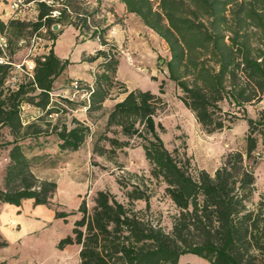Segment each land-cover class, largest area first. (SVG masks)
Listing matches in <instances>:
<instances>
[{
  "label": "trees",
  "instance_id": "obj_1",
  "mask_svg": "<svg viewBox=\"0 0 264 264\" xmlns=\"http://www.w3.org/2000/svg\"><path fill=\"white\" fill-rule=\"evenodd\" d=\"M22 1L33 3L35 18L0 22V31L11 29L9 44L40 28L54 41L61 31L51 30L56 23L76 31L75 43L87 35L108 48L81 59L100 60L91 84L69 78L61 82L66 95L51 94L54 79L71 64L67 58L60 59L52 46L34 57L30 71L15 82L10 80L11 61L0 62V149L6 150L8 160L0 203L18 206L31 199L33 205H50L56 184L33 174V158L25 154L24 141L50 137L55 149L64 153L76 151L86 138L95 136L91 153L109 157L137 135L143 139L140 146L151 176L163 185V194L175 208L169 227L153 222L146 213L148 196L137 186L124 189L125 202L96 190L90 208L81 199L74 210L54 209V218L79 214L70 233L59 238L55 247L77 245L78 264H177L185 254L208 264H264V196L253 199L252 172L257 160L264 162V0H118L125 13L136 16L164 42L166 79L206 133L228 129L238 119L246 123L242 148L223 155L212 175L200 170L195 177L177 164L156 133L160 125L153 115L163 104L159 96L163 82L153 93L128 90L117 79L118 56L104 37L111 23L101 26L103 16L94 20L101 0H94V6L84 0ZM72 81L75 88L70 86ZM114 88L120 91L113 94ZM75 94L86 95L85 101L74 102ZM119 94L122 98L107 111L101 132L94 134L71 114L81 108L88 117L91 112L102 114L103 101ZM24 105L34 108L35 114L23 118ZM256 105L260 108L255 117H248L246 106ZM111 127L124 139L108 136ZM45 146L46 151L52 144ZM138 199L144 201L143 210L133 209ZM5 246L0 237V247Z\"/></svg>",
  "mask_w": 264,
  "mask_h": 264
},
{
  "label": "rangeland",
  "instance_id": "obj_2",
  "mask_svg": "<svg viewBox=\"0 0 264 264\" xmlns=\"http://www.w3.org/2000/svg\"><path fill=\"white\" fill-rule=\"evenodd\" d=\"M2 1L6 4L11 18H18L25 22L34 21L36 12L33 3H23L22 0ZM84 1L90 6L95 5L94 0ZM100 16L104 17L101 26L111 23L107 32L104 33V37L106 42L115 48L118 56L116 77L124 84V87L128 90H149L157 93L159 82H163V93L159 95L163 104L155 110L153 121L160 125L155 130L164 148L191 177H195L200 170L212 175L220 165L223 155L242 148L246 129L245 121L238 119L228 129L206 133L176 98L177 91L173 83L166 79L162 63L167 58L168 52L164 42L152 31L143 28L136 16L123 13L117 5V0H101L94 20H99ZM54 25L57 28L53 29ZM58 28L62 29L63 27L56 23L51 25L52 31ZM9 32L11 29L6 27L0 31V57L3 60L11 61L13 76L10 80L15 82L24 74V71H30L28 66L30 63L31 66L33 65V58L44 54L49 46L53 47L54 41L50 39L47 32L40 28L37 33L24 39H11L9 44L7 41ZM83 37H79L81 42L69 46L66 56L71 64L61 76L68 74L75 76L86 65L84 74H88L90 70L94 72L95 64L100 59L91 63L81 61V59L92 56L98 48H108L107 45H99L95 39H87V35ZM57 46L59 45L54 44L56 50H58ZM80 49L82 52L79 55ZM61 76L54 79L52 95L67 94V90H63L61 83L63 77ZM117 91L119 92L120 89L114 88L112 93ZM71 98L74 102L85 101L84 97L77 96V94ZM114 99L111 96L108 103ZM107 104L102 108V114L97 111L91 112L90 117L85 114L86 121L82 119L81 114L84 111L82 108L71 114L77 120L88 125L95 134L103 129L105 115L108 111ZM259 108L260 105L246 106V115L254 118ZM35 112L31 106L24 105L23 118L32 116ZM113 130H115L114 127H111L107 135L124 139L119 132L113 133ZM1 132L5 133V129H2ZM94 137L86 138L76 151L64 153L55 149L54 140L50 137L45 139L40 136L30 139L29 142L24 141L25 154L33 158L31 168L33 174L39 179L52 180L58 186V190L56 186L53 193L54 201H50V205L45 206L53 210H63V208H73L83 199L87 208H90L96 190H105L112 194L117 201L125 202L124 189L135 185L148 196L149 208L146 213L150 214L153 222L157 220L161 226L167 229L169 218L175 208L163 194V185L157 183L149 172V165L140 146L143 139L137 135L130 137L127 139V146L116 149L115 154L108 157V155L97 156L91 153ZM5 139L8 137L5 136ZM47 144H52V146L45 151ZM103 144L108 147L106 143ZM7 161L6 150L0 149V187ZM252 172L255 188L253 199L256 200L259 194L264 196V162L257 160L252 166ZM69 187H73L74 191ZM23 204L26 205V201L22 200L20 210L14 212L12 207L5 209V205L0 203V237L6 242L5 247H0V264H78L75 248L73 252L65 254L63 250L55 247L59 238L67 232L70 233L71 222L69 219L63 220L61 223L53 220L38 228L39 216L31 210L32 206L26 210L23 208ZM132 206L135 210H143L144 201L134 200ZM76 207L75 205L74 209ZM74 215L79 216L78 213ZM22 230H24L23 233H21ZM18 234L21 236L14 237ZM177 264L208 263L195 255L185 254L179 258Z\"/></svg>",
  "mask_w": 264,
  "mask_h": 264
},
{
  "label": "crops",
  "instance_id": "obj_3",
  "mask_svg": "<svg viewBox=\"0 0 264 264\" xmlns=\"http://www.w3.org/2000/svg\"><path fill=\"white\" fill-rule=\"evenodd\" d=\"M6 4L3 3L2 0H0V22L5 24L6 21L11 18L10 16V12L9 10H7ZM117 5L119 7L120 10H122L123 13L124 10H123V7L122 5L119 3V1L117 0ZM126 15H133L131 13H125ZM140 22V21H139ZM141 23V22H140ZM142 24V23H141ZM142 27L143 28H147L145 27L143 24H142ZM148 29V28H147ZM150 30V29H149ZM151 31V30H150ZM76 31L70 27V26H66V27H63L60 31V34L57 35L58 37L54 40V44H58L59 46H57L58 50L55 49L54 47V44H53V52L60 58V59H65L67 58V53L69 52V46H71L73 43L75 44L74 42V36H75V33ZM64 33V34H63ZM63 36H65L66 38H64ZM63 38H64V41H63ZM57 42V43H56ZM58 51V52H57ZM82 50L80 49L79 51V55L81 54ZM68 59V58H67ZM69 60V59H68ZM70 61V60H69ZM70 67V64L66 67V69H68ZM87 65L85 66V68H83V70L81 69L79 72H77L75 74V76L71 75V74H68L67 76L66 75H63L61 77V82L66 79V78H69V79H72V78H75V79H79V80H82V81H85L86 83L88 84H91L92 82V79H93V72L92 70L89 71L88 74H84L85 73V69H86ZM66 69L64 71H66ZM83 73V74H82ZM78 75V76H77ZM122 98V95H119L117 96L114 100H111L110 103H108V101H110L109 99H105L102 103V108L105 107V105L107 104L106 108L107 110L110 109V107L112 106V104L115 102V101H118L119 99ZM80 110V109H77V111ZM76 112V111H75ZM82 115V119H84V121H86L85 119V112L83 111V114ZM106 116V115H105ZM77 119V118H76ZM57 186V185H56ZM57 190H58V186L56 187ZM71 188L72 191H74V188L73 187H69ZM23 201H26V205L23 204V208H26V210L30 207H31V210L34 211L35 215L39 216V222H38V228L44 226L45 224H48L49 222L55 220V221H67L69 219V222L72 223V221L74 219H76L77 217L72 214V215H67L66 217H63V218H54V210L53 209H49L47 208L45 205H33L32 204V200L31 199H25ZM50 201H54V196H53V200L51 199ZM56 202V200H55ZM58 203V201H57ZM79 203V202H78ZM78 203H76L75 205L77 206ZM5 205V209L6 208H10L12 207L14 210V212L20 210V205L18 206H14V205H11V204H6V203H2ZM75 205L73 208H68V209H64L63 210H60V211H65V212H68L69 210L71 209H74L75 208ZM24 230H22L21 233H23ZM68 234V232L66 233ZM64 234V235H66ZM63 235V236H64ZM19 236H21V234H18V236H14L16 238H18ZM75 248L74 252H76V255H77V251H78V246L75 245V244H69V245H66L64 246L61 250H63L65 252V254H69L70 252H73V249ZM66 256V255H65ZM77 258V256H76Z\"/></svg>",
  "mask_w": 264,
  "mask_h": 264
},
{
  "label": "built area",
  "instance_id": "obj_4",
  "mask_svg": "<svg viewBox=\"0 0 264 264\" xmlns=\"http://www.w3.org/2000/svg\"><path fill=\"white\" fill-rule=\"evenodd\" d=\"M2 61H4V60L0 57V62H2ZM31 67H32V66H31V63H30V65L28 66V69L30 70ZM70 86L73 87V88H75V87H76L75 81L70 82ZM83 96L86 97V95H81V97H83ZM83 110H84V109H83Z\"/></svg>",
  "mask_w": 264,
  "mask_h": 264
},
{
  "label": "water",
  "instance_id": "obj_5",
  "mask_svg": "<svg viewBox=\"0 0 264 264\" xmlns=\"http://www.w3.org/2000/svg\"><path fill=\"white\" fill-rule=\"evenodd\" d=\"M52 28L55 29V28H57V26L54 25V26H52Z\"/></svg>",
  "mask_w": 264,
  "mask_h": 264
}]
</instances>
